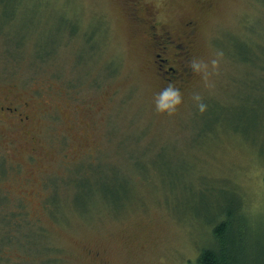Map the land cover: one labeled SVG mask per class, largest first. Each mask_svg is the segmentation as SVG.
<instances>
[{
    "label": "rangeland",
    "instance_id": "obj_1",
    "mask_svg": "<svg viewBox=\"0 0 264 264\" xmlns=\"http://www.w3.org/2000/svg\"><path fill=\"white\" fill-rule=\"evenodd\" d=\"M166 32L189 59L224 53L214 87L175 83L171 116L153 104ZM0 89L28 115L0 120V218L21 208L41 241L0 221L11 264H198L226 201L264 231V0H0Z\"/></svg>",
    "mask_w": 264,
    "mask_h": 264
},
{
    "label": "trees",
    "instance_id": "obj_2",
    "mask_svg": "<svg viewBox=\"0 0 264 264\" xmlns=\"http://www.w3.org/2000/svg\"><path fill=\"white\" fill-rule=\"evenodd\" d=\"M225 208V210L221 208V213H218L220 217L214 220L212 244L203 246L199 250L198 264H264V231L253 232L247 228L249 226L244 219L246 216L238 212L239 205L226 201ZM20 209L10 210L1 216L0 221L8 230L4 238L6 242L16 244L20 239L22 246L27 247H24L26 251L32 253V250L34 252L37 248H41L38 247L41 241L37 240L36 233L29 228L28 231H23L21 222L25 217L24 211ZM16 214L22 217L14 218ZM2 242L5 243L0 238V256L4 249ZM3 257H0V264H11L9 258L5 256L7 259L4 260Z\"/></svg>",
    "mask_w": 264,
    "mask_h": 264
},
{
    "label": "flooded vegetation",
    "instance_id": "obj_3",
    "mask_svg": "<svg viewBox=\"0 0 264 264\" xmlns=\"http://www.w3.org/2000/svg\"><path fill=\"white\" fill-rule=\"evenodd\" d=\"M140 18V19H139ZM132 19L134 21H140L138 24H142L146 30L151 31V25L149 24V19L140 17L139 15H133ZM146 23L147 27L144 25ZM188 25V24H187ZM187 30V29H186ZM193 30L185 31L186 35H190ZM153 33L152 40L153 50L155 51L154 59L152 62L154 63L156 74L164 75L165 81L168 83L172 81L174 83L183 81L185 76H190L192 73L190 67L188 66V51H189V43H180L176 44L175 41L168 39L170 38V33H165L164 38L162 36L157 37L158 35ZM157 35V36H156ZM190 35L189 37H191ZM184 39V36H183ZM158 71H161L159 74ZM0 94L4 95L2 89H0ZM7 100V96H3V99L0 100V120L11 121V124H22L24 121L28 120V115L24 114V110H20L18 107L19 104L15 106L5 105ZM27 103H22V108L27 109Z\"/></svg>",
    "mask_w": 264,
    "mask_h": 264
},
{
    "label": "clouds",
    "instance_id": "obj_4",
    "mask_svg": "<svg viewBox=\"0 0 264 264\" xmlns=\"http://www.w3.org/2000/svg\"><path fill=\"white\" fill-rule=\"evenodd\" d=\"M224 56L223 50H217L210 58L192 57L188 61V66L193 73L201 77L205 88L215 86L214 73L219 70L221 60ZM192 100L200 112L207 108L200 91L192 93ZM184 103V94L182 90L172 81H169L164 87L160 88L153 94V104L155 110L164 115H173Z\"/></svg>",
    "mask_w": 264,
    "mask_h": 264
},
{
    "label": "bare ground",
    "instance_id": "obj_5",
    "mask_svg": "<svg viewBox=\"0 0 264 264\" xmlns=\"http://www.w3.org/2000/svg\"><path fill=\"white\" fill-rule=\"evenodd\" d=\"M209 5V4H208ZM204 9V8H203ZM127 12V11H126ZM148 12V11H147ZM123 14V13H122ZM153 14V13H152ZM152 18L154 17V16H151ZM150 18V17H149ZM140 19V18H139ZM193 20V19H192ZM157 21V20H156ZM160 21V20H159ZM191 21V20H190ZM134 22V21H133ZM139 22V21H138ZM192 22V21H191ZM171 31V30H170ZM148 62V61H147ZM150 67H151V65H149ZM148 67V66H147ZM10 85V84H9ZM5 86V85H4ZM8 86V85H7ZM9 87V86H8ZM11 87V86H10ZM2 88V87H1ZM15 88V87H14ZM10 90V89H9ZM16 90V89H15ZM13 91V90H12ZM14 92V91H13ZM12 92V93H13ZM17 92V91H16ZM14 95V94H13ZM14 129V128H13ZM19 131V130H18ZM17 131V132H18ZM21 135V134H20ZM33 151H35V150H33ZM1 194V193H0ZM14 203V202H13Z\"/></svg>",
    "mask_w": 264,
    "mask_h": 264
}]
</instances>
